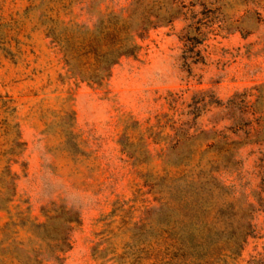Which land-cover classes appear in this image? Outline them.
<instances>
[{"label": "rangeland", "instance_id": "374dc122", "mask_svg": "<svg viewBox=\"0 0 264 264\" xmlns=\"http://www.w3.org/2000/svg\"><path fill=\"white\" fill-rule=\"evenodd\" d=\"M181 1L185 15L150 29L96 83L79 78L89 59L71 43L87 1L0 0V239L23 241V263L50 259L39 239L64 232L61 264H264V140L210 130L233 126L217 101L264 83V3ZM219 139L232 143L211 164ZM197 173L223 187L201 200L170 190ZM224 199L250 223L243 244L241 228L211 232Z\"/></svg>", "mask_w": 264, "mask_h": 264}, {"label": "trees", "instance_id": "16d2710c", "mask_svg": "<svg viewBox=\"0 0 264 264\" xmlns=\"http://www.w3.org/2000/svg\"><path fill=\"white\" fill-rule=\"evenodd\" d=\"M87 1L88 18L85 22L74 25L82 27V37H72L73 50L81 51L89 59L88 71L85 74L78 75L82 80L91 82H100L109 75L112 65H114L121 56L134 55L140 48L138 40L146 37L147 32L159 25L169 23L173 19L186 14L187 6L181 0H130L125 6L118 8V10L109 11H93V0ZM215 2L217 0H214ZM212 3L209 1H202L201 5ZM264 3V0H262ZM193 5V4H190ZM261 20H264V5ZM192 25V26H191ZM194 30V36L200 42L205 38V27H203L200 19H196L190 24ZM233 27L226 28V30H233ZM229 31V32H230ZM59 40V39H58ZM69 39L66 41L68 42ZM218 106L228 111L226 118L233 126L224 127L223 129H210L212 133L220 136V131L224 129L233 128V132L242 133L243 136L249 139L264 140V83L243 89L233 93L225 102H216ZM207 132V131H204ZM232 141L226 143L221 139L215 142L216 153L209 159V163L213 164L218 162V158L222 157L220 152L226 145L231 144ZM221 156V157H219ZM184 177V176H182ZM195 178L172 179V185L169 188L178 190L179 194L185 198L207 199L211 196L214 187L221 189L223 184L217 179L215 175H208V179L199 178L197 173ZM197 177V180H196ZM180 183H182L180 185ZM211 183V184H210ZM169 193L171 191H168ZM168 199H161L158 201L157 208L161 209ZM232 201L227 199L218 203H212L214 209L213 218L216 222H211V230L215 233H229L235 229L241 228L240 231L241 241L243 244L245 238L249 236L250 223L241 224L239 221L231 217L229 208ZM51 217L45 214V221L37 225L44 227L46 221ZM70 219H68L69 221ZM240 229V230H241ZM211 234L210 232L208 235ZM9 240V241H8ZM39 246L52 245L54 246V254L51 255L55 264H61L60 252L65 251L69 247L67 235L64 232L57 233L54 236L42 237L39 239ZM23 241L15 238L0 239V251H9L10 255L7 257L8 264H25L14 255V249L23 247ZM241 246V245H240ZM41 248V247H39ZM41 250V249H40ZM45 257H37L34 263L27 264H48Z\"/></svg>", "mask_w": 264, "mask_h": 264}]
</instances>
